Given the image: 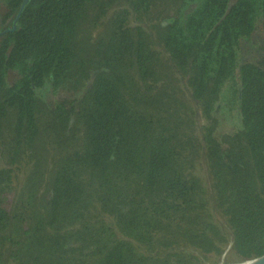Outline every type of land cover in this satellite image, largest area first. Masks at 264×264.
Instances as JSON below:
<instances>
[{
    "label": "trees",
    "instance_id": "trees-1",
    "mask_svg": "<svg viewBox=\"0 0 264 264\" xmlns=\"http://www.w3.org/2000/svg\"><path fill=\"white\" fill-rule=\"evenodd\" d=\"M189 1L29 0L0 24V264H232L264 240V0L181 20Z\"/></svg>",
    "mask_w": 264,
    "mask_h": 264
},
{
    "label": "rangeland",
    "instance_id": "rangeland-1",
    "mask_svg": "<svg viewBox=\"0 0 264 264\" xmlns=\"http://www.w3.org/2000/svg\"><path fill=\"white\" fill-rule=\"evenodd\" d=\"M198 5L197 1L191 0L188 4H186L180 13L181 20H185L186 17L190 14V12L196 8ZM110 14V13H109ZM108 14V15H109ZM107 18V17H106ZM106 18L104 19L106 21ZM103 25L101 24L98 29H88L87 26H84L81 28V32L79 34V40L81 42L82 47L87 48L86 52L82 55L83 58H86L89 54H91L92 50L94 49L93 44L95 38L102 32ZM262 36L258 35L252 38V43L254 46H258L262 44ZM229 96V91L225 87L221 93L220 100L218 104L216 105L214 116L217 119V122L219 124V130L221 132L219 133V136L221 137L226 132H231L233 129L238 125L239 118L235 115L234 111L229 112L227 110V100ZM197 118H199V122H201V118L199 115V112H197ZM196 174L200 176L205 182L208 181V175L205 169V166L203 163H199L196 165ZM23 177V175H22ZM214 217L217 219L219 225L223 227V222L221 218L218 216L215 210Z\"/></svg>",
    "mask_w": 264,
    "mask_h": 264
},
{
    "label": "water",
    "instance_id": "water-1",
    "mask_svg": "<svg viewBox=\"0 0 264 264\" xmlns=\"http://www.w3.org/2000/svg\"><path fill=\"white\" fill-rule=\"evenodd\" d=\"M28 2L29 0H23L19 13L17 15V19L20 17L22 10ZM14 28L15 24L13 25L12 30ZM232 264H264V240L260 242L257 246H255L252 250L239 257Z\"/></svg>",
    "mask_w": 264,
    "mask_h": 264
},
{
    "label": "flooded vegetation",
    "instance_id": "flooded-vegetation-1",
    "mask_svg": "<svg viewBox=\"0 0 264 264\" xmlns=\"http://www.w3.org/2000/svg\"><path fill=\"white\" fill-rule=\"evenodd\" d=\"M22 2H23V1H22ZM20 7H21V5H20ZM19 10H20V8H19ZM19 10H18V13H19ZM18 13L16 14V17H15L13 20L11 19L12 17H10V18H9L8 20H6V21H0L1 26H7V25H10L11 27H13L14 24L16 25V21H17V15H18ZM8 29H9V28H8ZM6 30H7V28L4 29V31L1 30L0 33L2 34V33H4V32H7Z\"/></svg>",
    "mask_w": 264,
    "mask_h": 264
}]
</instances>
